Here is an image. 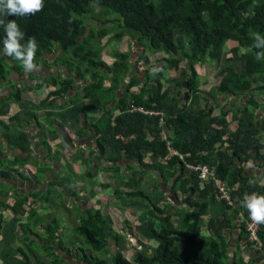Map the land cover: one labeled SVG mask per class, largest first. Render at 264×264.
<instances>
[{
	"label": "trees",
	"instance_id": "obj_1",
	"mask_svg": "<svg viewBox=\"0 0 264 264\" xmlns=\"http://www.w3.org/2000/svg\"><path fill=\"white\" fill-rule=\"evenodd\" d=\"M103 17L104 21L100 22ZM86 18L97 19L105 27L88 31ZM0 19L5 24L15 20L25 34L22 44L29 38H35V63L47 64L43 55L57 53L53 65L65 66L70 76L63 78L64 75L59 74L25 88L21 83H14L15 89L9 77L12 72L23 74L24 71L19 61L3 54L6 34L0 25V116L10 115L11 124L15 123L17 128L11 129V124L1 120L0 126L12 148H19L24 153L30 151L31 143L24 129L32 120H37L33 112L44 111L48 124L54 116L60 123L67 122L81 133H84L81 115L86 118L97 114L89 124L98 143V159L110 165L94 174L87 172L85 178L94 181L100 171L114 177L119 174L120 162L124 159L136 161L142 167L141 176L150 171L157 174L163 183L173 182V193L186 199L187 205L166 214L171 205L156 185L151 186V192L157 191L152 197L139 189L142 179H137V172L131 174L127 181L122 176L120 188L114 190L113 196H116L118 204L129 202L130 207L138 211V225L134 229L146 243L139 242L141 248L133 253L132 260L127 259L120 251L125 237L113 231L109 215L86 205L83 211L75 206L76 218L73 220L78 223L73 232H69V248H75L72 252L62 243L55 244L60 239L57 233L62 231L59 218L51 213L39 215L34 210L27 213L23 207L28 197L34 199L32 203L44 205V209L61 207L58 201L64 196L79 197V191L71 189L73 181L67 178L59 180L60 176H56L52 183L47 184L45 192L31 193L13 205L0 201V208L12 211L17 219L12 227H5L7 224L0 216V234H3L0 262L33 264L31 257H34L36 264H62L64 261L71 264L51 246L42 245L53 242L65 256L76 258L79 261L76 264H264V224L260 225L258 233L262 242L260 249L248 241L245 224L241 220L238 226L240 235L230 250L235 230L233 218L239 213L243 216L248 214L242 206L244 195H264V184L254 183L256 178L245 177L236 162L253 161L257 169L264 171V59H256V54L264 51V43L259 49L252 47L253 33L264 36V0H44L43 10L34 15L0 14ZM111 34L116 39L129 34L131 38H138V43L145 39L153 53L166 55L163 67L179 70L185 62L181 78L168 80L173 89L164 88L157 82L152 88L145 89L139 86L141 81L136 79L138 72H135L117 100V90L130 73L131 65L125 53L116 55L112 66L101 61L99 41ZM227 41H233L237 46L231 49L234 57L223 66V77L215 90L218 95L235 96V101L244 99V104L229 105L228 109L225 108L230 103L210 107L211 100L216 101L217 98L208 97L209 93L200 90L195 66L218 59ZM237 53L244 63L241 75L235 70ZM142 59L148 63V59L141 55L132 67H137ZM100 68L106 70L105 74ZM149 73L146 69L145 78ZM89 74L90 82L81 94L64 106L56 105L59 98L71 91L76 79L85 80ZM103 75L112 76L107 87L99 83V77L103 79ZM182 82H187L191 91V97L184 105L183 99L176 98ZM11 86L14 88L10 93ZM47 87L55 89L48 91L39 104L23 98L25 93ZM134 88L137 92L132 91ZM257 96L263 98L262 104L255 100ZM201 99L205 100V107L200 106ZM11 103L18 104L20 112L11 115ZM112 103H115L113 108L108 109ZM132 105L162 111L163 124L159 126L156 118L130 112ZM216 109L218 113L215 114ZM256 109H260L263 115L256 113ZM114 111L117 114L114 115ZM38 127L39 141L49 149L48 138H43L48 126L39 124ZM170 149L182 154L190 153L191 162L210 165L214 179L202 183L197 174L186 171L183 162ZM79 158L89 162L91 155L89 159L82 155ZM27 159L2 160L0 169L4 166L2 163L15 166L24 164ZM127 167L130 169L129 165ZM40 171L41 178H44L45 167ZM1 179H9L8 174L0 173ZM96 185L102 191L109 190L108 185L94 183V187ZM221 187L229 193L233 207L220 200ZM9 191V187L0 185V195H7ZM96 203L101 205L99 200ZM26 216L28 222L23 224ZM38 226L43 227L44 237L33 232L32 228ZM29 235H34L39 243ZM19 239L24 240L25 250L16 246ZM108 240L119 248L116 252H111ZM88 250L101 256L88 253ZM230 251L233 252L232 263Z\"/></svg>",
	"mask_w": 264,
	"mask_h": 264
},
{
	"label": "rangeland",
	"instance_id": "obj_2",
	"mask_svg": "<svg viewBox=\"0 0 264 264\" xmlns=\"http://www.w3.org/2000/svg\"><path fill=\"white\" fill-rule=\"evenodd\" d=\"M97 13H99V10H97ZM247 15H251V13H248ZM110 18V17H109ZM114 19V17H112ZM105 17H103V19H100V22L104 21ZM111 19V18H110ZM98 20L97 19H89V18H86L85 19V25L88 29V31L92 28H95V27H99V29H102L103 27L105 26H102L99 24L98 26ZM108 26H111V25H108ZM112 34L107 36V37H104L101 41H99V45L102 46V49L100 51V58H101V61H104L106 66H112V64L115 62V60H113L112 57H114L116 59V55H119L122 52V50L124 51L125 54H127L128 56L132 55L133 56V51H134V48L136 46V48H139V45H137L136 43H134V40L133 38L130 37L129 34H126V35H123L120 39H116V38H112ZM136 40V39H135ZM138 41V38L137 40ZM140 45L142 46V48H144V51L142 52V56L146 59H148V63H146L145 59H142L138 66L137 67H133L134 69V72L131 74V80L133 78V75L135 74V72L137 73L136 74V79L141 81L140 85L139 86H144L145 89H149V88H152L154 84L159 83L160 86L164 87V88H168V89H173V86L170 82H168V80L170 79H176L177 77L181 78V75H182V69L185 68V62L182 63L181 65V68L179 70H175L173 69L172 67H168L166 68L167 66L163 67V58H166V55L163 54V53H160L159 55H155L156 53H153L149 48H148V45H147V41L145 39H143L142 41L139 42ZM237 44L233 41H227L222 49V52L219 56L218 59L214 60L213 62H206L204 64H198L195 66V72L197 74V80L196 82L199 83L200 85V90L206 94H208L207 96L208 97H213L215 96L217 99L219 98V100L221 99L220 98V95H218L216 93V90H215V87L218 83H220V80L222 79L223 76H221V72H222V69H223V66L228 63L229 61H231V58H233V54L230 52L232 48L236 47ZM243 50V49H241ZM140 55V56H141ZM46 59L48 60H51L53 62V60H55L58 56L57 53H49L47 55H44ZM139 56V57H140ZM233 56V57H232ZM235 58L237 60V62L235 63V70H236V73L238 75H241V73L243 72V66H244V63L243 61L241 60L240 58V54L237 53L235 55ZM133 60V65L132 66H135V63L137 60ZM151 60V61H150ZM113 62V63H112ZM112 63V64H111ZM39 67V66H38ZM61 69H62V74L65 76V78L69 75L67 74V70L65 68V66H62L61 65ZM160 68V69H164L158 73H156L155 75H153L151 73V69L152 68ZM52 69L50 70H46V73L42 72V69H41V72L40 70H34L33 72L35 74H41V75H48L49 73H54L56 72V69L54 67H50ZM63 68H65L63 70ZM149 70V76L147 78H145V70L146 69ZM54 70V72H53ZM99 70H101V72L103 74H105L106 70L105 69H102L100 68ZM67 72V73H65ZM14 73V72H13ZM160 73H162V76L160 75ZM191 73V72H190ZM189 73V75H190ZM130 74V73H129ZM128 74V75H129ZM127 75V76H128ZM158 75V76H157ZM189 75L185 78L187 81L189 80ZM14 78V82L15 84L18 85V83H21V87L23 88V85H26L27 87L29 85H35L37 83H42L44 82L43 78L40 76V77H33L31 79L27 78V73H24V74H19L18 76H16L15 74L12 75ZM63 76V78H64ZM74 77V76H72ZM90 77H91V74H89L85 80H83V82H87L88 83L90 82ZM107 77L108 79H105L104 78ZM103 79H101V76L99 77V83H101L102 87H107L110 85L111 83V79L112 76L111 75H103L102 77ZM145 78V79H144ZM34 81H33V80ZM126 80V78H125ZM123 80V82L125 81ZM130 80V81H131ZM167 80V81H165ZM35 82V84H28V82ZM129 81V82H130ZM123 82L120 84L119 86V89L120 91L117 90V92L119 94L122 95V91L125 90V88L127 87L126 86H123ZM128 82V83H129ZM185 86V87H184ZM124 87V89H123ZM12 88L9 87V89ZM180 89H184L183 91L180 90ZM179 90L181 92H179L177 90V93L176 94V98L178 99H183L182 101V105L188 103L189 101V97H191V91L190 89L188 88V85H187V82H182V85L179 87ZM133 92H137V88H134L132 89ZM38 92V93H36ZM11 93V92H10ZM44 91H43V88L42 89H38L36 90L35 89V95L33 97H29L27 95V93H25L24 95L26 97H28L29 99H27L28 101H31L33 100L35 103H39L38 101L40 100L39 99V96H44ZM211 94V95H210ZM213 94V95H212ZM1 97V96H0ZM215 99V98H214ZM255 100L259 103V104H262L263 103V98L261 96H257L255 97ZM214 100H211L209 106H213L214 105ZM230 101L227 100L226 98L222 99L220 104H223V106H226ZM233 105H238V104H241L243 105L244 104V99L243 101L241 102L240 100H236L232 103ZM196 105V104H194ZM206 105V102L205 100L201 99V107H205ZM232 105V106H233ZM10 113L12 112H16L18 113L19 111V107H18V104H15V103H11L10 105ZM229 105H227L228 107ZM215 114L218 113V110L216 109L215 111ZM256 113L258 114H262L261 110L260 109H256L255 110ZM37 113V116L36 118L38 120H42L44 117H45V114L43 115L40 111L36 112ZM98 115L97 114H94L93 117H97ZM10 115H7V116H0V120L1 121H4L5 124H11L10 122ZM45 121V118L43 119ZM51 121H49V124H42V125H45V126H48V128L44 131V135H43V138L45 139L48 138V139H52L53 137H55L56 133L55 131L52 129V128H56V127H59V128H63L65 129L66 131L68 132H72L75 130V128L71 127L68 123L66 122H63L60 124L59 120L56 119L54 116L50 118ZM54 122V123H53ZM32 123V126H34L33 122L31 121ZM16 129L17 128V125L15 123H12L11 124V129ZM234 128V127H232ZM40 129V127H39ZM38 127L37 129H35L34 131H39ZM65 149V148H64ZM68 154H72L74 156V152L73 151H70V150H66ZM47 158H51L52 157V153H50L49 149L46 150V155H45ZM5 158V154L3 152V155L1 154V157L0 159H3ZM30 160V163L33 165V166H38L39 165V161L34 158V157H29L28 158ZM27 159V162L25 161L24 164H27L29 162V160ZM76 158H72V159H69V163L72 165L69 164V170L71 173H75L76 171H79L78 174H82L83 170L82 169V166H80V164L78 163V165H76ZM125 162L122 161L120 163V172L117 176H114V177H109V178H106L104 177L103 178V183L102 184H107L109 185V189L110 190H100V188H95L94 187V183L97 182V180H95V182L92 181V183L89 182V186H84L86 188L85 190V196L84 198L78 200V199H69L70 201L74 202L73 204L65 201V199H61L58 201V203H61V207L59 208H45L44 209V205H40L38 203H32V200H34L33 198H29L27 199V202L26 204H24V209L27 213H30L32 212L33 210L36 211L39 215H46V214H53L55 217L59 218L61 220V226H59L60 228H62L61 230V233L58 234L60 235V239H58L56 241L55 244H58V243H62L64 248H69L70 247V242H69V239L71 237L70 233L69 232H73L74 228L76 227V221H74L73 219L76 218V211L74 210L75 206L78 207L81 211H83V206L85 207H91V208H94V209H101V211H103V214H107L109 215L108 217L110 218V220L112 221V229L114 232H117L119 233V235L122 237L124 236L125 239L123 241V246L122 248L120 249V251L122 252V254L129 260H132V255L133 253H135V251L137 249H140L141 246L139 245V242L143 243V245L146 243L142 238H140L139 236L136 235V232H135V226L138 225V222L136 221V216L139 214L138 211H136L135 209L131 208L130 207V203L129 202H119V204L116 202L117 199H116V196L114 195L113 196V192L114 190L116 189H119L120 188V184L119 182L122 180V175L123 174V180H126L127 181V177L129 175H131V173L129 171H127V167L125 169L124 167V164ZM19 164V163H18ZM131 164V163H130ZM2 167V170H5L7 172H16L14 170H9V163H2L1 166ZM19 165H22V164H19ZM61 165H63L64 167V163L63 161L61 162ZM78 166V169H74V166ZM20 167V171H24L25 169H23L22 166H19ZM64 170H65V167H64ZM125 170V172H124ZM130 170V169H129ZM131 171L133 173L135 172H139V169L137 166L133 167V169H131ZM264 172V171H263ZM150 173V172H148ZM76 174V173H75ZM9 178H12V179H15L14 176H11L9 173ZM13 175H16L15 173ZM23 175V174H21ZM25 175H27V172H25ZM140 176V174H138ZM62 176V175H61ZM79 175H76L75 177H78ZM72 178V177H68L70 180H73L75 179ZM141 178V176H140ZM142 183L139 187V189L143 190L144 193H148L149 196H156L157 194V191H154V192H151L150 188H151V185L153 183L152 179L150 177H143L142 176ZM149 178V179H148ZM15 180H19L18 178H16ZM122 180V181H123ZM43 183V181H42ZM3 184H5V182H3ZM43 185H46L47 184H44ZM155 185V183H154ZM7 186V185H6ZM45 186V187H46ZM8 187V186H7ZM145 187V188H144ZM10 188V187H9ZM80 186L74 184L71 189L72 190H76V191H79L80 193V190H79ZM105 191V192H104ZM87 192V193H86ZM151 192V193H150ZM41 192H38L37 194H39ZM84 194H81L80 196L82 197ZM93 196L95 197L94 199ZM181 196V195H180ZM11 197V196H10ZM182 197V196H181ZM24 197L22 196H19V197H16V201H19V200H22ZM80 198V197H79ZM97 200H99V202L101 203L100 204H97ZM1 202H4L5 204H10V205H13V203H16V201L14 202L13 199H10V201L7 199V198H2L0 199ZM86 203V204H84ZM113 204L112 206H109ZM187 205L185 204V207ZM184 206H182L183 208ZM44 209V210H43ZM67 209V210H66ZM167 214V213H166ZM0 216H2V221L3 223H6L7 225H4L5 227L6 226H9V227H12V223H15L17 222V219H15V216L14 214L12 213V211H3L1 208H0ZM235 216H238L237 218H235ZM234 216V220L236 221L239 220L241 221V216L240 215H235ZM15 219V220H14ZM71 221V222H70ZM238 221V222H239ZM13 224V228H14V225ZM16 229H18V225L16 226ZM15 229V230H16ZM33 232L35 234H37L38 236L40 237H44V234H43V227L42 226H38V227H35V228H32ZM57 236V235H56ZM30 238H32L33 240L37 241V243H39V241L36 239V237L34 235H29ZM67 238V239H66ZM3 239V234H0V240ZM114 242L112 240H108V243H107V246L109 247V249L111 250V252H116L117 249V246L113 244ZM54 244V243H53ZM42 245H46V243H42ZM153 245V244H152ZM16 246L25 250L24 246H25V242L23 239H19L16 241ZM232 248V247H231ZM70 250H72V252H75V248H69ZM55 251H57L58 253H60V251L55 248L54 249ZM231 250V249H230ZM96 253V252H91L90 250H88V253ZM245 254V253H242V255ZM63 257H64V252L61 254ZM94 255H97V256H101L100 253H96ZM108 257V256H106ZM64 260H67L68 262L70 261L71 264H76L78 263L79 261L76 260V258H71L70 255L68 256V258H65L64 257ZM31 262L33 264H36L37 261L34 257H31ZM0 264H3L2 262H0ZM62 264H67L65 261L62 262ZM94 264V263H93Z\"/></svg>",
	"mask_w": 264,
	"mask_h": 264
},
{
	"label": "crops",
	"instance_id": "obj_3",
	"mask_svg": "<svg viewBox=\"0 0 264 264\" xmlns=\"http://www.w3.org/2000/svg\"><path fill=\"white\" fill-rule=\"evenodd\" d=\"M99 26V24H98ZM104 26V25H102ZM101 27V26H99ZM99 27H96L99 29ZM134 40V43H136L137 45H139V43L133 38ZM144 51V48H142L141 45H139V48L136 49V46L134 48V51H133V56L130 55L128 56V60H129V64H130V61L133 62L132 59L134 60H137L139 58V56L142 54V52ZM122 52L124 53V51L122 50ZM160 53H156L155 55H159ZM113 60H115L114 57H112ZM101 59V58H100ZM149 61V60H148ZM151 61V60H150ZM104 62V61H103ZM105 63V62H104ZM113 63V62H112ZM111 63V64H112ZM131 65V64H130ZM133 65V64H132ZM131 65V69H133ZM133 72H134V69H133ZM33 75V74H32ZM158 76V75H157ZM162 76V74H161ZM27 78H29V73H27ZM65 78V76H64ZM167 81V80H165ZM35 84V82L31 81V82H28V84ZM88 81L85 83L83 82L82 80H76V85H75V88L73 90H71L65 97H61L58 99L57 101V106H64L66 105V102H69L72 100V98H74L76 95L78 94H81L82 91H83V88L87 85ZM23 87H27L26 85H23ZM185 87V86H184ZM40 90V89H39ZM52 91L53 88L52 87H49V88H43V91H44V96H39V103L45 99L46 97V94L48 91ZM180 90H184V89H180ZM179 89L178 91L181 92ZM120 91V89L118 90ZM123 92V91H122ZM38 93V92H36ZM27 95L29 97H33L35 95V90H32L30 91L29 93H27ZM122 95L119 94L117 92V95H116V99L118 100ZM24 99H29L28 97H26L25 95L23 96ZM33 103H35L33 100H31ZM39 103H36V104H39ZM116 103V102H115ZM115 103H112L111 105L108 106V109H111L113 108L114 104ZM233 102H231L230 104H232ZM38 112V111H37ZM43 115H44V111H40ZM34 114L37 115L36 112H33ZM113 114H117V111H114ZM93 115L94 114H91L89 115L88 117L85 118L84 115H81V126L84 130V133H81L78 128H75L74 131L72 132H68L66 131L65 129H61V128H55V133H56V136L53 137L52 139H48L47 142L49 145H53L55 148H61L62 149V152L60 155H57V157L55 158L56 160L57 159H60V162H57L60 163L63 161V162H68L69 163V160L68 159H72L73 157L78 159V156L79 155H82L83 158H88L89 159V156L91 155V158H90V161L89 162H84L82 159H81V166H82V169L83 172L82 174H78L79 171H76L75 173H71L70 170H69V166H68V171L70 172L71 175H79L78 177H75L74 180H71L73 181V184H76L78 186H80L79 190H80V193H79V197L82 199L84 198L85 196V190L86 188L84 186H89V182L86 178H85V174L87 172H91L92 174L96 173L98 170H101L102 167H107L110 165V163H108L107 161L103 160V159H98L99 158V149H96V145L98 144L97 143V140L95 139V137L93 136L94 134V129L91 127V125L89 124L91 119L93 118ZM45 118V121L43 120ZM42 120H36L34 121V126H25V129H24V132L28 133L29 135V140H30V143H31V146H30V149L32 151H34V154H36L37 156L41 157L42 154L45 152L46 153V150L44 148L43 145H41L40 141H39V132L37 131H34L35 129H37V127L39 126L40 123H46V115ZM37 122H38V125H37ZM63 123V122H61ZM60 123V124H61ZM67 123V122H66ZM69 124V123H68ZM75 132V133H74ZM65 138V141L66 142H63V139ZM0 142H3V145H6L8 147H10V145L8 144V141L5 137V134L3 132V129L2 127L0 126ZM76 139L78 140V144H76V142H74L73 140ZM4 148V147H3ZM65 148V149H64ZM63 150L66 152L65 155H63ZM66 150H70V151H73L74 152V156L71 154H68ZM9 153V152H8ZM75 153H78L79 155L78 156H75ZM1 154L3 155V152L0 153V157H1ZM5 157H8L7 155ZM27 157V153H24L22 152L21 150H19V148H14L13 149V155L11 156V159L13 158H19V159H26ZM66 158V159H64ZM5 159V158H3ZM125 163L123 164L125 169L126 167L129 165L130 166V170H129V167H127V171H129L131 174H134L131 169H133V167L137 166L138 169H139V172H137V179H140V176H141V171H142V167L141 165H139L136 161H129L127 159H124L123 160ZM237 162V166L238 167H241V169H243L244 171V176L245 177H253V178H257L259 176H264V172L263 170H260V169H257V167H255V164L253 163V161H248V162H239V161H236ZM131 163V164H130ZM71 165V164H70ZM78 165V164H76ZM74 166V169H78V166ZM72 166V165H71ZM59 172L60 174H66L67 171L64 170V167L63 165H61L59 167ZM125 172V170H124ZM150 171H146L145 173H147L146 176H143V177H150L153 181L152 185H156L157 189L162 193L163 196L166 197L167 201L169 202V204L171 205L170 209L167 211V213L171 210H178L180 209L182 206H184L185 208V204H186V199H184L183 197H181L179 195V197L176 196L175 193H173L172 189H173V182H169V183H163L160 179H159V176L157 174H152V172L148 173ZM140 174V176L138 175ZM122 176H124L123 174H121ZM131 175H129L127 178H129ZM71 177V176H69ZM106 177V178H109V177H113V175L111 173H106V172H102L100 171L98 173V176L96 178L97 180V184L99 183L100 185H105V184H102L103 183V178ZM125 177V176H124ZM126 178V177H125ZM141 179L142 176H141ZM149 179V178H148ZM95 182V180L93 181ZM92 183V181L90 182ZM107 185V184H106ZM151 185V186H152ZM109 186V185H108ZM95 188H98L97 185L95 186ZM110 188V187H109ZM145 188V187H144ZM110 190V189H109ZM151 190V188H150ZM87 193V192H86ZM81 194H84L82 197L80 196ZM78 197V200H80V198ZM113 204L109 205V206H112ZM239 215H242L241 213H239ZM239 220L236 219V221L234 220L233 222V227L235 228V230L233 231V239H232V243H233V247L231 248V250H233V248L235 247L236 245V242L238 240V237L240 235V231H239V224H240V221L238 222Z\"/></svg>",
	"mask_w": 264,
	"mask_h": 264
},
{
	"label": "flooded vegetation",
	"instance_id": "obj_4",
	"mask_svg": "<svg viewBox=\"0 0 264 264\" xmlns=\"http://www.w3.org/2000/svg\"><path fill=\"white\" fill-rule=\"evenodd\" d=\"M43 58L46 60V62H47V64H43V63H40V62H36V64H37V66H39L38 67V69L40 70V72H41V69H42V72H44V73H46V70H50V69H52V68H50V67H54L55 69H56V72H54V70H53V72L54 73H49L48 75H41V74H35L34 72H31V73H29L32 77H42L43 78V80H44V82H46V79H48V77H54V76H58L59 74H62V67H61V65H53V63H54V61L56 60H53V62L51 61V60H48V59H46L45 58V56L43 55ZM25 73V72H24ZM23 73V74H24ZM13 74H15L16 76H18L19 74L18 73H16V72H12L11 73V75H10V77H9V80H12V83L14 84L15 82H14V80H13ZM33 74V75H32ZM70 77V76H69ZM71 78H73L72 76H71ZM33 80V79H32ZM76 80H80L79 78L78 79H76ZM34 81V80H33ZM83 81V80H82ZM18 84H20V83H18ZM75 85H76V83L74 84V86H73V88L71 89V90H73L74 88H75ZM14 86H15V84H14ZM154 86V85H153ZM13 88L14 87H12V88H10L8 91L9 92H12L13 91ZM47 88H49V87H47ZM15 89H17V87L15 86ZM55 88H53V90H54ZM228 95V94H227ZM226 94H224V95H220V100H219V98L214 102V105H216V104H220V102H221V100L222 99H224V98H226V96H227ZM228 97H229V103H231V102H234L235 101V99H236V97L234 96H231V95H228ZM16 104V103H15ZM228 105H233V104H228ZM19 107V106H18ZM229 107V106H228ZM228 107L226 106V108L225 109H228ZM18 112H20V108H19V111ZM13 113H16V112H13ZM45 114V113H44ZM11 115H12V112H11ZM10 118V117H9ZM34 121H36V120H32V122H34ZM54 123V122H53ZM34 124V123H33ZM46 124V123H45ZM48 124V123H47ZM28 126H32V123L30 122V123H28L27 124ZM37 125H38V122H37ZM56 128H58V127H56ZM38 129H39V127H38ZM54 129H55V127H54ZM39 131H40V129H39ZM39 131H37V132H39ZM75 133V132H74ZM93 136H94V134H93ZM27 137H28V139H29V135H27ZM1 140V139H0ZM74 142H76V144H78V140H76V139H74L73 140ZM63 142H66L65 141V138L63 139ZM9 145H10V143H8ZM4 147V148H3ZM13 149L14 148H12L11 146L10 147H8V146H6V145H3V142H0V153L1 152H4V154H5V156L7 155L8 157H5V159H0V161H2V160H8V161H14L16 158H13V159H11V156L13 155ZM49 151H50V153H52V157L51 158H47L45 155H46V153L44 152L43 154H42V156L41 157H39V156H37L36 154H34V151H32L31 149H30V151L27 153V157L26 158H29V157H34V158H36L40 163H39V165L36 167V166H33L31 163H30V160H29V162L27 163V164H22V165H19L18 163L17 164H15V166H10L9 165V170L11 171V170H14V171H16V172H7V171H5V170H2V169H0V173H2V172H6L7 174L9 173L11 176H14V178L16 179V178H18L19 180H15V179H12V178H9V179H1L0 180V185H2L3 184V182H5V184L4 185H7L8 187H10V191L8 192V194L7 195H5V194H3V195H0V199H2V198H7L9 201H10V199H13V201L15 202L16 201V197H19V196H22V197H24L25 198V196H30V194L32 193H34V194H37L38 192H45L46 191V188H45V186L46 185H43V183L44 184H49V183H52L53 181H54V177H56V176H60L59 177V180H61V179H65V178H67V179H69L68 177L69 176H71L72 178H74L75 176L74 175H71L70 174V172L68 171V166H69V164H68V162H63L64 163V167H65V170L67 171V173L66 174H60V172H59V167L61 166V163H60V165H59V163H57V162H60V159H55L56 157H57V155H60L61 154V152H62V149L61 148H55L53 145H49ZM9 152V153H8ZM65 151L63 150V155H65ZM79 154L78 153H75V156H78ZM64 159H66V158H64ZM69 160V159H68ZM80 164V166H81V164H82V162H81V159L79 158V156H78V160H76V164ZM19 166H22L23 167V169H25L24 171H20V167ZM45 167V170L47 171L46 173H44V178H41V171H40V169H41V167ZM4 167V166H3ZM25 172H27V175H25ZM16 174V175H13V174ZM21 174H23V175H21ZM62 175V176H61ZM8 177H9V175H8ZM70 180V179H69ZM74 180V179H73ZM42 181H43V183H42ZM17 193V194H16ZM63 195H64V193H63ZM11 196V197H10ZM29 198H31V197H28L27 199H29ZM64 199H65V201H67V202H69V203H71V204H73L74 202H72V201H70L69 199H78V198H76V197H72V196H64ZM14 204V203H13ZM27 222H28V220H27V216L25 217V219H24V221H23V224H27ZM59 233H57V235H58ZM59 236V235H58ZM46 245H48V246H51L52 247V249L54 250L55 248H57L58 250H59V248L58 247H56L54 244H53V242H47L46 243ZM45 245V246H46ZM64 257L65 258H68V256H65L64 255Z\"/></svg>",
	"mask_w": 264,
	"mask_h": 264
},
{
	"label": "clouds",
	"instance_id": "obj_5",
	"mask_svg": "<svg viewBox=\"0 0 264 264\" xmlns=\"http://www.w3.org/2000/svg\"><path fill=\"white\" fill-rule=\"evenodd\" d=\"M44 0H0V14L7 16H27L34 15L42 11ZM0 25L4 27L5 38L3 40V54L20 62L25 73L38 70L35 61L37 43L35 38H29L26 43H21L24 33L20 30L15 20H9L6 24L0 19ZM254 44L252 47L259 49L260 44L264 43V36L253 33ZM256 59H264V51L256 54ZM162 71L160 68H152L151 73ZM254 183L264 184V176L257 177ZM242 206L248 211L251 220L256 224H264V195L257 193H246L242 200Z\"/></svg>",
	"mask_w": 264,
	"mask_h": 264
},
{
	"label": "built area",
	"instance_id": "obj_6",
	"mask_svg": "<svg viewBox=\"0 0 264 264\" xmlns=\"http://www.w3.org/2000/svg\"><path fill=\"white\" fill-rule=\"evenodd\" d=\"M129 111L133 113L142 114L146 117L156 118L159 126H161L164 122V114L160 110H155V109L147 108L145 106H140V105H132L129 108ZM171 153L179 157V159L183 162L185 169L188 173L197 174L198 179L202 183H207L211 181L212 179H214L213 170L210 165L202 164V163H194V162L189 161V158L191 157L190 153L182 154L176 150H171ZM219 193H220V200L224 201L226 206L233 207V201L230 199V196L227 190L221 187L219 189ZM240 216H241V220L244 221V224H245L248 241L252 245H254L257 249H260L262 247V242L260 241L258 237V233L260 231L261 224L254 223L251 220L249 213L245 216L243 215H240Z\"/></svg>",
	"mask_w": 264,
	"mask_h": 264
},
{
	"label": "water",
	"instance_id": "obj_7",
	"mask_svg": "<svg viewBox=\"0 0 264 264\" xmlns=\"http://www.w3.org/2000/svg\"><path fill=\"white\" fill-rule=\"evenodd\" d=\"M137 49V48H136ZM130 64L132 65L133 64V62L132 61H130ZM65 68H63V70H64ZM65 73H67V72H65ZM133 73V69H130V74L126 77V80L123 82V86H126L127 84H128V82L131 80V74ZM68 74V73H67ZM123 89H124V87H123ZM96 149H98V145H96ZM121 163V162H120ZM255 167H257L256 165H255ZM264 175V174H263ZM169 213V212H168ZM167 213V214H168ZM231 247H233V243L231 242ZM63 253V251H60V254H62ZM232 257H233V252L232 251H230V253H229V260L231 261V263H232Z\"/></svg>",
	"mask_w": 264,
	"mask_h": 264
}]
</instances>
